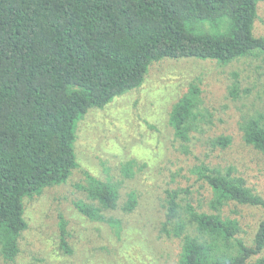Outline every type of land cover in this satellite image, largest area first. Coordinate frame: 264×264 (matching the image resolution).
<instances>
[{
    "label": "trees",
    "instance_id": "trees-1",
    "mask_svg": "<svg viewBox=\"0 0 264 264\" xmlns=\"http://www.w3.org/2000/svg\"><path fill=\"white\" fill-rule=\"evenodd\" d=\"M264 0H0V257L12 262L28 229L26 200L65 183L78 167V124L92 110L138 89L152 64L194 58L228 65L264 57L256 37ZM207 24L211 30H206ZM232 88V92L236 91ZM201 84L172 107L169 125L189 143L200 128ZM247 145L264 153V125H242ZM223 148L231 137L215 140ZM212 212L167 192L160 232L178 240L177 264H264V219L252 239L223 214L231 202L264 209V197L233 169L203 166ZM120 184L92 178L80 211L105 222L118 207ZM137 206L131 194L124 210ZM112 225L120 226L117 220ZM66 236L65 222L60 225ZM63 245L72 253L67 240Z\"/></svg>",
    "mask_w": 264,
    "mask_h": 264
},
{
    "label": "rangeland",
    "instance_id": "rangeland-1",
    "mask_svg": "<svg viewBox=\"0 0 264 264\" xmlns=\"http://www.w3.org/2000/svg\"><path fill=\"white\" fill-rule=\"evenodd\" d=\"M204 28L211 30L207 24ZM254 34L264 36V2L258 4ZM194 83L201 84L204 118L185 143L176 138L169 116ZM253 118L264 125V57L252 55L228 65L194 58L152 64L138 89L79 122L78 167L65 183L26 200L29 225L20 253L12 262L0 257V264H177L178 240L160 232L167 192L179 191L181 201L212 212V191L199 175L208 166L232 168L264 197V153L243 139L242 125ZM226 136L232 139L227 148L215 143ZM92 178L120 184L118 207L105 212V222L91 220L79 209L89 201L86 189ZM132 193L137 206L127 212L123 208ZM223 214L240 222L237 237L246 241L264 219L263 208L234 202ZM63 238L72 253L65 250Z\"/></svg>",
    "mask_w": 264,
    "mask_h": 264
}]
</instances>
